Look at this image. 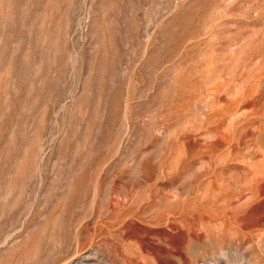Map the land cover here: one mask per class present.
Wrapping results in <instances>:
<instances>
[{
    "label": "rangeland",
    "instance_id": "1",
    "mask_svg": "<svg viewBox=\"0 0 264 264\" xmlns=\"http://www.w3.org/2000/svg\"><path fill=\"white\" fill-rule=\"evenodd\" d=\"M0 264H264V0H0Z\"/></svg>",
    "mask_w": 264,
    "mask_h": 264
}]
</instances>
